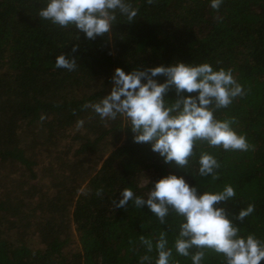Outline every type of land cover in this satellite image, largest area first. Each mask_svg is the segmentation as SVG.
<instances>
[{
	"label": "trees",
	"instance_id": "obj_1",
	"mask_svg": "<svg viewBox=\"0 0 264 264\" xmlns=\"http://www.w3.org/2000/svg\"><path fill=\"white\" fill-rule=\"evenodd\" d=\"M133 2L137 17L118 22L111 35L87 40L81 33L79 67L68 72L54 61L71 51L75 29L40 20L42 0H0V264H138L145 252L139 237L165 231L171 242L179 218L161 223L146 206L115 208L113 200L124 187L144 194L169 173L200 190L232 184L237 195L222 206L243 234L264 239V0H223L218 10L209 0ZM177 61L233 70L243 93L226 108L209 107L246 135L249 150L198 141L189 165L178 168L135 143L120 121L83 108L110 91L116 67ZM168 97L175 99L174 91ZM202 150L220 162L215 181L196 174ZM249 203L253 214L235 220ZM173 258L191 264L175 252ZM204 264L223 261L207 252Z\"/></svg>",
	"mask_w": 264,
	"mask_h": 264
},
{
	"label": "clouds",
	"instance_id": "obj_2",
	"mask_svg": "<svg viewBox=\"0 0 264 264\" xmlns=\"http://www.w3.org/2000/svg\"><path fill=\"white\" fill-rule=\"evenodd\" d=\"M151 3L152 0H147ZM218 10L223 0H209ZM139 14L133 0H42L36 16L60 29H75L71 51L55 57L54 67L72 72L78 69L77 56L81 33L87 40L111 35L120 21L132 22ZM221 19V17H216ZM163 76V81L158 78ZM110 91L95 102H87L101 121H120V128H130L135 143H147L165 164L178 168L189 165L193 147L198 141L225 151H247L251 147L245 134L237 132L230 119H218L214 108H226L234 97L243 93L233 70L215 67L208 61L135 68L125 71L116 67L110 77ZM174 91L175 99L168 93ZM214 105L213 107H209ZM41 120L45 117L41 116ZM84 120L77 121L83 127ZM220 162L211 152L202 150L197 159L196 174L215 181ZM101 190H97L100 195ZM115 208L131 205L148 210L161 222L174 215L178 229L170 242L168 234L140 236L145 252L138 264H180L173 258H190L191 264H204L206 253L222 258L223 264H261L264 260V239L254 233L243 234L222 206L236 197L235 187L228 183L221 190H200L183 175L169 173L152 182L144 194L131 187L118 192ZM249 203L235 216L243 221L253 214Z\"/></svg>",
	"mask_w": 264,
	"mask_h": 264
}]
</instances>
